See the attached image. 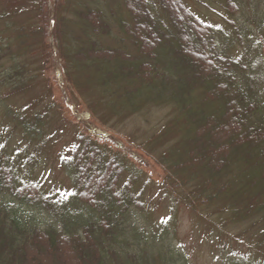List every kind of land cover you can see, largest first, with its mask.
I'll list each match as a JSON object with an SVG mask.
<instances>
[{"label": "trees", "instance_id": "obj_1", "mask_svg": "<svg viewBox=\"0 0 264 264\" xmlns=\"http://www.w3.org/2000/svg\"><path fill=\"white\" fill-rule=\"evenodd\" d=\"M220 1L230 16L251 10L252 0ZM54 7L55 55L75 79L83 84L79 75L90 71L102 97L111 94L105 103L117 114L135 113L140 104L168 110L158 132L138 148L164 169L159 186L170 208L215 207L212 218L224 212L218 227L224 239L232 235L226 228L254 232L245 256L229 254L228 262L264 264V76L253 68L261 63L258 56L246 50L253 68L246 73L248 66L229 55L231 35L215 34L184 0H81L74 14L70 0ZM243 24L233 27L237 34ZM11 60L3 85L20 91L29 81L21 83L25 71ZM11 116L25 136L44 141L41 116L33 124ZM76 134L60 159L71 187L59 194L20 179L17 168L29 159L14 165L0 158V264H155L147 251L156 246H162L160 264H185L180 251L156 239L170 234L174 215L152 226L153 233L139 228L152 222L149 194L155 191L139 166H129L125 152L105 149L86 130ZM221 203L224 209L214 206ZM139 250L143 257L130 253Z\"/></svg>", "mask_w": 264, "mask_h": 264}, {"label": "rangeland", "instance_id": "obj_2", "mask_svg": "<svg viewBox=\"0 0 264 264\" xmlns=\"http://www.w3.org/2000/svg\"><path fill=\"white\" fill-rule=\"evenodd\" d=\"M79 1L81 0H70V13H75ZM57 2L58 0H0V151L4 152V156L0 158L14 165L29 159L27 164L17 168L20 179L23 182H41L42 189L47 193L59 194L71 187L60 159L69 153L76 133L86 130L100 139L109 138L103 143L105 149L125 152V162L129 166L136 163L142 170L143 182L146 180L155 186V191L149 194V202L153 208L150 212L153 214L152 222L140 225V230L147 233L146 228L153 233L152 226L174 215L170 234L166 238L156 239L165 242V247L170 246L180 251L182 263L230 264L229 254L245 256V248L253 240L254 232L247 234L245 227L226 228L232 235L224 239V228L221 231L218 228L224 226V212L219 218H212L210 215L216 212L215 207H199L195 211L183 205L176 210L170 208L168 201L171 198L159 186L165 179L164 169L138 148H143L142 145L158 132L162 126L158 123L168 110L140 104L135 113L124 109L117 114L120 110L116 112L108 107L110 103H105V99H112L111 94L102 97L104 93H101L96 78L90 71L79 75L84 80L82 84V81L80 83L79 79H75V71L69 72V68L55 55L57 50L53 47L55 42L51 29L54 18L52 13ZM184 2L193 15L209 27L212 26L215 34L222 31L231 35L229 55L234 63L248 66L246 73L254 68L255 72L264 76V0H252L251 10L243 12L244 14L236 12L232 16L220 0ZM41 6L45 7L44 12L41 10L38 13ZM244 8L247 6L243 5L242 9ZM261 20L262 26H257ZM242 23L243 31L237 34L233 27L236 24L240 30ZM45 31L46 40L43 37ZM246 50L255 55L251 58L258 56L255 59H260L261 63L252 68L251 62H245ZM19 52L21 57L17 56ZM13 58L24 69V73H28L20 75V80L23 81L21 83L29 81L24 89L14 92L3 85L4 74L13 66ZM67 79L73 81L70 91L67 90ZM219 86L221 88L222 84ZM90 104H94L91 112ZM11 114L17 118L23 117L31 124L41 116L45 125L44 141L38 143L31 136H25L21 125H15ZM214 206L224 209V203ZM258 236L259 233L256 234L257 239ZM161 248L162 246H156L147 251V257L155 259V264H160L158 254ZM129 250L135 248L129 247ZM262 251L264 254V247ZM130 253L137 258L143 255L142 250ZM119 257L132 263L131 258ZM261 260L264 263V255ZM151 263L154 264L153 261Z\"/></svg>", "mask_w": 264, "mask_h": 264}]
</instances>
